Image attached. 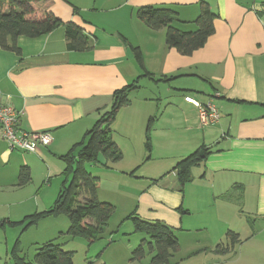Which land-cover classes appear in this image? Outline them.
I'll return each mask as SVG.
<instances>
[{"label": "crops", "instance_id": "obj_1", "mask_svg": "<svg viewBox=\"0 0 264 264\" xmlns=\"http://www.w3.org/2000/svg\"><path fill=\"white\" fill-rule=\"evenodd\" d=\"M201 3H207L217 16L215 32L191 56L166 46L165 29L153 31L137 18V11L143 7L170 8L178 14L180 30L194 31ZM33 7L53 13L63 23L81 27L90 37L92 48L70 51L63 27L34 39L18 38L20 55L0 48V105L22 113V130L54 135V142L38 153L12 151L0 136V168L4 177L10 175L12 179L9 183L0 181V189H22L34 175L42 174L47 184L61 176L65 163L59 156L80 143L100 117L110 111L115 91L142 77L130 49L135 46L142 52L146 71L154 78L171 82L167 95L172 90L182 95L169 103L177 113L171 109L168 113L183 118L178 125L183 123L188 136L176 139L163 134L170 131L169 126L161 133L159 128H153L151 151L146 153V130L150 122L152 128L155 116L148 107L132 108L130 100L123 107L130 110L129 131L142 144L129 157L134 161L145 156L163 161L173 156L178 164L196 152L203 153V149L209 154L190 170L193 183L186 188L179 185L176 166L166 172L162 181L139 187L142 190L137 193L138 204L131 214L146 221L164 222L178 236L192 229L186 216L192 217L193 208H205V201H192L187 192L210 189L213 210H209L210 217H204L219 221L226 233H236L240 241L237 245L242 243L238 222L264 224V0H45ZM185 97L201 104L212 99L220 121L201 126L197 107L185 102ZM114 142L120 149L118 141ZM122 156L123 160V152ZM98 164L108 169L117 163L106 167L100 158ZM22 168L28 169L30 181L19 186ZM94 176L100 179L98 199L117 205L107 200L109 196L106 199L109 183L105 185L100 176ZM202 182H207L208 187ZM112 185L110 189L117 194L120 188ZM17 208L19 213L16 210L5 215L0 211V219L23 216V208ZM142 239L140 235L137 245ZM222 241L217 246H225Z\"/></svg>", "mask_w": 264, "mask_h": 264}, {"label": "rangeland", "instance_id": "obj_2", "mask_svg": "<svg viewBox=\"0 0 264 264\" xmlns=\"http://www.w3.org/2000/svg\"><path fill=\"white\" fill-rule=\"evenodd\" d=\"M118 19L119 17L113 20L117 22ZM170 85H172L170 81H165L159 77L142 76L138 80L139 89L130 95L131 107L150 108L153 111V117L155 116L152 129L159 128V133H161L165 127L169 126L170 131H164L163 134L179 139L188 136L183 129V123H180L181 127L178 125L183 118L178 119V114L169 115L168 112L170 109L175 111L169 106L171 99L176 96L182 98V95H177V92L172 90L169 97L167 91H170ZM175 112L177 113V111ZM129 115L130 110L122 108L113 125V139L119 143L120 150L125 156L123 160L108 169H104L97 163L87 165L88 172L100 176L105 185L109 183L108 188H106V199L110 197L113 199L107 200L117 202V205H114L110 201H105L113 204L116 211L102 239L89 245L85 238H68L64 234L68 231L70 223L64 215L42 218L30 224L32 219H28V217L49 210L56 201L62 185L65 184L66 187L69 185L72 177L69 174L66 175V164H64L65 167L61 176L53 178L50 184L46 183V177H42L41 174L34 175L32 182L22 189H0V211L2 213L5 215L9 212L19 213L17 206L23 208L21 211L25 214L30 212L29 215L23 213V216L16 217V220H12L13 216L0 219V223H3L0 224V264H14L12 250L15 245H18L19 256L28 262H33L39 248L55 239L65 251L73 253L74 264H89L91 262L100 264H150L153 253H146L141 260H132V252L138 246L137 241L141 234L134 233V225L131 220H127V217L138 204L137 195L142 190L139 187L148 185L150 181H162L164 175L167 174L166 172H170L178 161L173 156L163 161L148 160V156L139 161L130 158L128 154L133 153L134 149L142 144V141L139 139V142H136L132 130L129 131ZM143 149H145L144 145ZM100 158L103 157L100 156ZM134 170V175H129ZM2 171L0 168V181L12 182L10 175L4 177ZM171 180H174V177ZM191 183L193 181L184 186L180 183L179 185L186 188ZM112 184H116L120 188L116 191L117 194H115V189H110L113 187ZM201 184L208 187L207 182ZM188 192L187 198H191L192 201L194 199L196 202L199 199L205 201L206 209L195 207L192 217L186 216L189 218L188 221L192 229L178 234L180 249L175 254L171 264H264V224L260 221L254 223L252 220L238 222L237 226L241 229V245L235 246L230 253L216 254L215 249L219 240H223L222 242L229 245L230 248L231 243L225 226L220 225L219 221H211L210 218L206 220L204 217L206 215L210 217L209 210H213L211 209L213 207L211 191L210 189H193L192 194ZM16 210L18 211L16 212ZM206 210H208L207 213H205ZM193 221L197 223V227L194 226Z\"/></svg>", "mask_w": 264, "mask_h": 264}, {"label": "trees", "instance_id": "obj_3", "mask_svg": "<svg viewBox=\"0 0 264 264\" xmlns=\"http://www.w3.org/2000/svg\"><path fill=\"white\" fill-rule=\"evenodd\" d=\"M45 0H0V48L4 51L21 54L17 41L20 37L38 38L47 35L57 28L63 27L68 43V49L74 52L91 50V39L84 30L74 23H63L53 13L39 11L33 4ZM68 3L69 0H63ZM77 12V10H75ZM216 14L207 3H201L200 12L193 24L194 31H182L177 27L180 23L178 14L165 7H143L137 11V18L153 31L165 29V44L169 49H175L183 56H191L202 49L214 34ZM136 63L142 70V76L152 77L146 71L143 55L139 47L130 46ZM138 77L132 84L115 91L110 111L103 114L94 127L87 131L84 139L73 146L66 154L59 156L66 164V175L72 178L69 185H62L53 206L42 213L29 216L31 223L42 218L66 216L69 228L66 235L70 239L85 238L89 245L101 240L105 234L116 207L98 199L100 180L87 171V165L98 164L99 157L108 164L122 160V152L113 140V124L119 111L130 104V95L139 89ZM151 122L146 130L145 148L151 151ZM209 154V150H202ZM202 161L196 152L180 161L178 170L180 183L185 185L192 181L190 170ZM135 170L130 173L133 176ZM30 181L29 171L22 168L19 174V186ZM134 225V233L143 235V239L132 252V260H141L146 253H153L150 264H171L180 245L175 231L161 221H146L133 214L127 217ZM63 235V234H62ZM229 245L219 244L215 252L227 254L240 243L236 233L227 232ZM14 264H74L73 253L65 251L57 239L42 245L34 257L28 262L18 255V245L12 250ZM89 264H100L91 262Z\"/></svg>", "mask_w": 264, "mask_h": 264}, {"label": "built area", "instance_id": "obj_4", "mask_svg": "<svg viewBox=\"0 0 264 264\" xmlns=\"http://www.w3.org/2000/svg\"><path fill=\"white\" fill-rule=\"evenodd\" d=\"M185 102L197 107L201 126H209L220 121V112L212 99L201 104L191 97H185ZM21 116L22 113L13 107L0 105V136L10 150L38 153L40 148L49 147L54 142V135L51 132L22 130Z\"/></svg>", "mask_w": 264, "mask_h": 264}, {"label": "water", "instance_id": "obj_5", "mask_svg": "<svg viewBox=\"0 0 264 264\" xmlns=\"http://www.w3.org/2000/svg\"><path fill=\"white\" fill-rule=\"evenodd\" d=\"M200 157H201V158H203V157H204V155H203L202 153H200Z\"/></svg>", "mask_w": 264, "mask_h": 264}]
</instances>
